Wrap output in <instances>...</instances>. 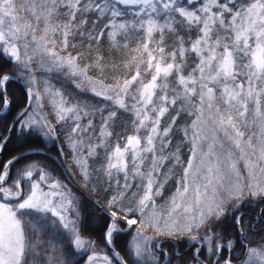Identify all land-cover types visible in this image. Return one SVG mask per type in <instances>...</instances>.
<instances>
[{
  "label": "snow or ice",
  "instance_id": "6c2138e0",
  "mask_svg": "<svg viewBox=\"0 0 264 264\" xmlns=\"http://www.w3.org/2000/svg\"><path fill=\"white\" fill-rule=\"evenodd\" d=\"M0 112V264H264V0H0Z\"/></svg>",
  "mask_w": 264,
  "mask_h": 264
},
{
  "label": "trees",
  "instance_id": "16d2710c",
  "mask_svg": "<svg viewBox=\"0 0 264 264\" xmlns=\"http://www.w3.org/2000/svg\"><path fill=\"white\" fill-rule=\"evenodd\" d=\"M62 84H63L65 90L68 91L69 93H71L72 97H74L76 99H80V100H87L90 103H96L97 102L91 97V94L81 95L79 93V91L75 89L74 85H72L70 82L62 81ZM8 88H9V91L14 93L17 97L20 96L21 86L19 84H17L16 82H12L8 85ZM2 117L3 116H1L0 118H2ZM0 124H2V121H0ZM180 127L181 128L183 127V121H181ZM117 130L119 131V128ZM181 136H182V132L178 131L176 133V137H175L176 141H179ZM49 147H50V145H49ZM182 151H183V154L186 155L187 151H188L187 147H183ZM3 158H4V156L2 155V157L0 159H3ZM177 171H179V170L177 169ZM173 190H174V183L172 180H170L165 187V195L170 194L171 191H173ZM89 213H91V207H89ZM102 227H103L102 222L90 215V217H89V219L85 225V231H86V233L91 235L92 239L100 241L101 240ZM126 239H127V237H125L123 235H121L115 239L117 250H119L120 248H122L124 246ZM101 247H103V243H101ZM173 247L180 248L179 245H173Z\"/></svg>",
  "mask_w": 264,
  "mask_h": 264
},
{
  "label": "water",
  "instance_id": "95a60500",
  "mask_svg": "<svg viewBox=\"0 0 264 264\" xmlns=\"http://www.w3.org/2000/svg\"><path fill=\"white\" fill-rule=\"evenodd\" d=\"M4 114L1 112L0 113V117L3 116ZM2 157V154H0V158Z\"/></svg>",
  "mask_w": 264,
  "mask_h": 264
}]
</instances>
